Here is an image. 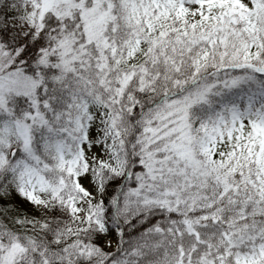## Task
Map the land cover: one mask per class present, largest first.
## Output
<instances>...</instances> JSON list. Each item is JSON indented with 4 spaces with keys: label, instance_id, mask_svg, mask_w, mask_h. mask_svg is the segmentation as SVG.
Here are the masks:
<instances>
[{
    "label": "snow or ice",
    "instance_id": "6c2138e0",
    "mask_svg": "<svg viewBox=\"0 0 264 264\" xmlns=\"http://www.w3.org/2000/svg\"><path fill=\"white\" fill-rule=\"evenodd\" d=\"M0 264H264V0H0Z\"/></svg>",
    "mask_w": 264,
    "mask_h": 264
}]
</instances>
